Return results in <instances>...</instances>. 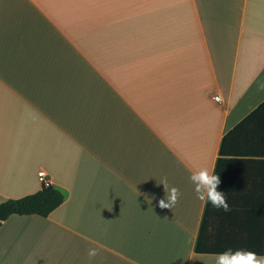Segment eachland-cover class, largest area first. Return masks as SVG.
<instances>
[{
  "label": "crops",
  "instance_id": "crops-1",
  "mask_svg": "<svg viewBox=\"0 0 264 264\" xmlns=\"http://www.w3.org/2000/svg\"><path fill=\"white\" fill-rule=\"evenodd\" d=\"M261 84L264 0H0V203L40 172L64 196L2 222L0 264H215L207 207L209 244L257 250ZM202 167L229 211L197 199Z\"/></svg>",
  "mask_w": 264,
  "mask_h": 264
},
{
  "label": "clouds",
  "instance_id": "clouds-1",
  "mask_svg": "<svg viewBox=\"0 0 264 264\" xmlns=\"http://www.w3.org/2000/svg\"><path fill=\"white\" fill-rule=\"evenodd\" d=\"M260 88L264 90V84L260 85ZM216 103H222V97L216 95L213 97ZM190 180L195 186L194 190L197 195V199L210 203L213 208L220 210L223 209L225 212L229 211V205L227 203V193L223 191H218L221 184L219 175L210 171L207 167H202L193 170L190 175ZM167 191V202L164 200L160 201L161 208H171L173 207L180 195L179 190L175 187L168 189L167 179L162 181ZM96 249H89L88 257L89 259L97 255ZM215 264H264V256L257 254L254 251L248 249H226L222 252L216 253Z\"/></svg>",
  "mask_w": 264,
  "mask_h": 264
},
{
  "label": "trees",
  "instance_id": "trees-1",
  "mask_svg": "<svg viewBox=\"0 0 264 264\" xmlns=\"http://www.w3.org/2000/svg\"><path fill=\"white\" fill-rule=\"evenodd\" d=\"M256 117H261L264 115V103L254 112ZM64 196L57 189L52 186H43L38 192L24 196L19 199H8L0 203V226L3 221H5L11 215L28 216L37 215L41 217H46L51 211L57 208L63 202ZM253 217L257 216L258 221V248L249 249L256 252L257 254L264 255V200L263 208L257 210V212H252ZM208 219V207L205 210L203 223L201 226V231L199 235V240L196 246V251L201 253H217L222 252L214 248L209 244L207 239V233L205 231L206 220ZM263 226V247L260 244V226Z\"/></svg>",
  "mask_w": 264,
  "mask_h": 264
},
{
  "label": "built area",
  "instance_id": "built-area-1",
  "mask_svg": "<svg viewBox=\"0 0 264 264\" xmlns=\"http://www.w3.org/2000/svg\"><path fill=\"white\" fill-rule=\"evenodd\" d=\"M39 178H40V181L42 183L43 186H48L49 185V181L47 179L44 178V175L42 172H40L38 174Z\"/></svg>",
  "mask_w": 264,
  "mask_h": 264
}]
</instances>
